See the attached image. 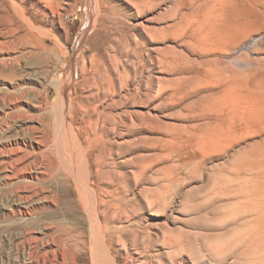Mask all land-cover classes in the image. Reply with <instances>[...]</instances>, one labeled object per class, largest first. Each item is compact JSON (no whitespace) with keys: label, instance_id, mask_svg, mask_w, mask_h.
Segmentation results:
<instances>
[{"label":"rangeland","instance_id":"rangeland-1","mask_svg":"<svg viewBox=\"0 0 264 264\" xmlns=\"http://www.w3.org/2000/svg\"><path fill=\"white\" fill-rule=\"evenodd\" d=\"M0 25V264L264 258V0H0Z\"/></svg>","mask_w":264,"mask_h":264},{"label":"bare ground","instance_id":"bare-ground-1","mask_svg":"<svg viewBox=\"0 0 264 264\" xmlns=\"http://www.w3.org/2000/svg\"><path fill=\"white\" fill-rule=\"evenodd\" d=\"M16 25V24H15ZM1 26V25H0ZM1 43V42H0ZM23 52V51H22ZM95 75V74H94ZM99 75V74H98ZM104 78V77H103ZM93 79H95V78H93ZM96 82V81H95ZM94 82V83H95ZM57 87H59L61 84L60 83H58V82H53ZM91 83V82H90ZM97 84H101V83H99L98 81H97V83H96V85ZM103 84V83H102ZM64 85V84H63ZM71 85V84H70ZM67 87V86H66ZM95 88V87H94ZM63 88L61 87V90H62ZM14 90V92H18L17 91V89H13ZM91 90H93V89H91ZM90 90V91H91ZM63 91V90H62ZM104 92V91H103ZM66 96V95H65ZM65 100H66V98H64ZM21 101V100H20ZM65 104V103H64ZM64 104H63V106H64ZM62 105V104H61ZM66 105V104H65ZM69 105V104H68ZM64 111V110H63ZM10 112V111H9ZM57 113V112H56ZM64 114V113H63ZM64 118V117H63ZM68 124V123H67ZM65 126V125H64ZM67 126V125H66ZM70 126V125H69ZM50 127V126H49ZM48 128V127H47ZM74 131V130H73ZM35 133V132H34ZM55 133V132H54ZM32 135V134H31ZM40 136V135H39ZM55 135H53V137H54ZM28 137V136H27ZM78 136L77 135H75V138H74V145H75V147L76 148H79V150L81 149L80 147H81V143L79 144V141H78V138H77ZM38 138V137H37ZM55 138V137H54ZM33 139V138H32ZM31 139V140H32ZM48 137L46 136V137H43L42 139H37L38 140V142H39V144H43V143H47V141H48ZM55 140V139H54ZM27 141V140H26ZM50 141V140H49ZM73 141V140H72ZM17 143H18V141H17ZM31 143H32V141H31ZM57 143V142H56ZM13 144V143H12ZM15 144H16V142H15ZM27 145V144H26ZM33 145V144H32ZM47 145H49V144H47ZM56 145H58V144H56ZM63 145L64 144H62V147H63ZM50 146H52L51 144H50ZM50 146H48V148H47V150H46V152L44 151V154L43 155H45V154H47L48 155V157L50 156V154L51 153H54V152H52V150H51V147ZM33 147H35V146H33ZM38 147H39V145H38ZM43 147V146H42ZM59 147V146H58ZM39 149V148H38ZM67 149L64 147L63 148V152L65 153V151H66ZM73 150V149H72ZM36 151V150H35ZM68 151V150H67ZM78 151V150H77ZM11 152V151H10ZM62 152V151H61ZM70 152V151H69ZM72 153V152H71ZM62 154V153H61ZM61 154H59V155H61ZM65 154H67V153H65ZM81 154V153H80ZM63 155V154H62ZM63 156H65L66 157V155H63ZM13 157V156H12ZM51 157H53V156H51ZM60 157V156H59ZM64 157V158H65ZM44 158H46V156H44ZM63 158V159H64ZM70 158H71V156H70ZM78 158V157H77ZM84 157H82V159H83ZM14 160V159H13ZM45 160L46 159H44V162H43V165H44V168H48L49 169V171L50 170H52L53 172H54V170H55V167H54V165H53V163H50V165H46V164H49V163H46L45 162ZM61 160V159H60ZM72 160H74V159H72ZM51 161H53V160H51ZM82 161V160H81ZM62 162V161H61ZM73 162V161H72ZM46 163V164H45ZM64 163H65V167L69 170V172H73V168H75L74 166H72V164H71V162H69V160H67V158L64 160ZM78 163H79V159H78ZM83 163V162H82ZM76 164V163H75ZM74 164V165H75ZM64 165V164H63ZM82 165V164H81ZM37 167V166H36ZM39 167V166H38ZM41 167V166H40ZM82 167V166H81ZM85 167V169L82 171H79V169H77L78 171H76V174H75V176H74V178L76 179L75 181H77V184H78V187H79V189H80V192H81V195L84 197V200H86V202L88 201L89 202V211H90V213H91V215H92V217L94 218V219H96L97 221H99V215H100V212H101V206H102V204H103V200L100 198V195L98 194V191H97V189H96V187H95V181H93V179H92V173H91V171L89 170L90 168L88 167V166H84ZM60 168V167H59ZM41 169V168H40ZM47 169V170H48ZM81 172V173H80ZM8 173V172H7ZM58 174V173H57ZM101 175V174H100ZM47 176H48V173H47ZM53 176H55V175H53ZM40 177V176H39ZM38 177V178H39ZM71 177V176H70ZM46 178V177H45ZM102 178V177H101ZM33 179V178H32ZM23 180V179H22ZM24 180H26V179H24ZM50 180V179H49ZM16 181V180H15ZM18 181H21V180H18ZM43 181V180H42ZM99 181V180H98ZM100 181H102V180H100ZM23 182H25V181H23ZM29 182V181H28ZM52 182H53V180H52ZM103 182V181H102ZM21 183V182H20ZM49 183V182H48ZM72 183V182H71ZM70 183V184H71ZM104 183V182H103ZM102 183V184H103ZM26 184V183H25ZM45 184V183H44ZM52 184V183H51ZM49 185V184H48ZM19 186V185H18ZM55 186V185H54ZM21 188V187H20ZM32 191H34V190H32ZM18 193V192H17ZM19 193H20V191H19ZM47 193V192H46ZM56 193H57V191H56ZM50 194V193H49ZM74 195V194H73ZM39 197L40 199H39V201H47V202H53L55 199H56V197H57V195H46L45 194V196H43V197H41L40 196V194L38 193V191H34V192H32V196L31 197ZM12 198V197H11ZM24 198V197H23ZM103 198V197H102ZM26 199H27V196H26ZM117 199V198H116ZM58 200V199H57ZM109 201V200H108ZM112 201V200H111ZM110 202V201H109ZM108 202V203H109ZM113 202V201H112ZM24 203H26V202H24ZM55 203V202H54ZM104 203H105V201H104ZM107 203V202H106ZM114 203H116V202H114ZM118 204V203H117ZM38 205V204H37ZM55 205V204H54ZM42 206H43V203H42ZM56 206V205H55ZM45 207H46V205H45ZM44 207V208H45ZM48 207V206H47ZM46 207V208H47ZM54 207V206H53ZM35 209V208H34ZM36 209H37V207H36ZM85 209V208H84ZM31 210V209H30ZM39 210V209H38ZM112 210H114V209H112ZM21 211V210H20ZM29 211V210H28ZM37 211V210H36ZM44 211V210H43ZM38 212V211H37ZM41 212V211H40ZM27 213V212H26ZM107 213V212H106ZM33 214H35V213H33ZM260 215H262V214H260ZM89 216V215H88ZM259 216V215H258ZM89 217H91V216H89ZM105 219V218H104ZM258 219V218H257ZM102 220V219H101ZM91 222H92V220H91ZM109 223V222H108ZM93 226V225H92ZM95 226H96V224H95ZM98 226V225H97ZM97 226H96V228H97ZM102 226V225H101ZM98 228H99V226H98ZM106 229V228H105ZM53 230V229H52ZM57 230V229H56ZM90 230H92L91 228H90ZM101 230V229H100ZM99 230V231H100ZM59 231V230H58ZM65 231V230H64ZM98 232V230H95V232ZM55 232V231H54ZM69 232V231H68ZM53 233V232H52ZM43 234V233H42ZM78 234V233H77ZM94 234V230H93V232H92V235ZM103 234V233H102ZM101 234V235H102ZM105 234V233H104ZM47 235V234H46ZM79 235V234H78ZM100 235V234H99ZM26 236V235H25ZM93 236H95V235H93ZM96 236H97V234H96ZM103 236V235H102ZM70 238H71V236H69ZM77 237H79V236H77ZM73 238V237H72ZM41 239V238H40ZM99 239V238H98ZM101 239V238H100ZM52 242H62L63 243V241L65 240V238L63 239V237H62V234L61 233H59L58 235H53V238H52ZM77 240V239H76ZM51 241V240H50ZM73 241V240H72ZM68 242V241H67ZM98 242V241H97ZM97 242H94V243H97ZM73 243V242H72ZM35 244V243H34ZM83 244V243H82ZM31 245V244H30ZM41 245V244H40ZM50 245V244H49ZM52 245V244H51ZM96 245V244H95ZM94 245V246H95ZM36 246V245H35ZM98 247V246H97ZM46 249V248H45ZM58 249V248H57ZM78 249V248H77ZM50 250V249H49ZM60 251H61V254H60V256H59V251H47V250H45V251H43V253L41 252V251H38L37 252V259H40V256H43V264H71V262H69L68 261V257H67V252L70 250V244H68V243H66V245H64L63 246V251L61 250V249H59ZM81 250V249H80ZM35 252V251H34ZM105 252H106V250H105ZM76 253V252H75ZM94 257H95V259H96V264H106L107 262H105V259H106V254L104 253V250H102V248L100 247H98V249H96L95 250V252H94ZM36 255V254H35ZM50 255H52L53 257H50ZM71 255V254H70ZM93 255V254H92ZM30 257V256H29ZM33 257V256H32ZM31 257V258H32ZM39 257V258H38ZM49 258V259H48ZM108 259H110V258H108ZM255 259V258H254ZM36 260V259H35ZM41 261V260H40ZM242 262V261H241ZM41 263V262H40ZM109 264V263H108ZM254 264H264V258L263 257H261V256H259L258 258L256 257V259L254 260Z\"/></svg>","mask_w":264,"mask_h":264},{"label":"built area","instance_id":"built-area-1","mask_svg":"<svg viewBox=\"0 0 264 264\" xmlns=\"http://www.w3.org/2000/svg\"><path fill=\"white\" fill-rule=\"evenodd\" d=\"M68 18H69V17H68ZM70 18H71V17H70ZM70 18H69V19H70Z\"/></svg>","mask_w":264,"mask_h":264}]
</instances>
